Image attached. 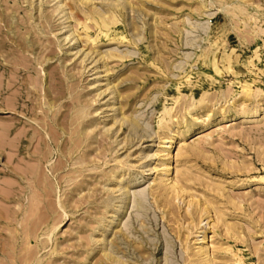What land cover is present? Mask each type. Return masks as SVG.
Segmentation results:
<instances>
[{
    "label": "rangeland",
    "instance_id": "1",
    "mask_svg": "<svg viewBox=\"0 0 264 264\" xmlns=\"http://www.w3.org/2000/svg\"><path fill=\"white\" fill-rule=\"evenodd\" d=\"M0 264H264V0H0Z\"/></svg>",
    "mask_w": 264,
    "mask_h": 264
},
{
    "label": "bare ground",
    "instance_id": "2",
    "mask_svg": "<svg viewBox=\"0 0 264 264\" xmlns=\"http://www.w3.org/2000/svg\"><path fill=\"white\" fill-rule=\"evenodd\" d=\"M105 22H106V21H105ZM236 107H237V106H236ZM244 114H245V113H244ZM244 117H245V116H244ZM171 137H172V136H171ZM169 142H170L169 147H171V146H172V143L174 142V141H173V138H170V139H169ZM169 147H168V148H169ZM181 188H182V187H181ZM45 218H46V217H45ZM40 220H41V219H40ZM35 225H36V224H35ZM31 228H32V227H31ZM207 228H208V227H207ZM202 232L205 234V233H206V229L203 228V229H202ZM209 259H210V258H209Z\"/></svg>",
    "mask_w": 264,
    "mask_h": 264
}]
</instances>
